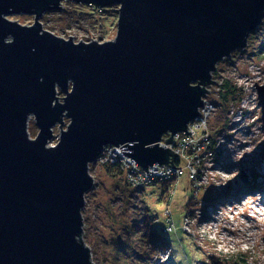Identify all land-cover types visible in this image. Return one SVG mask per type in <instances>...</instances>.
<instances>
[{"label":"water","instance_id":"obj_1","mask_svg":"<svg viewBox=\"0 0 264 264\" xmlns=\"http://www.w3.org/2000/svg\"><path fill=\"white\" fill-rule=\"evenodd\" d=\"M72 1L119 4L113 40L43 29L40 17L61 0H0V264H95L80 239L89 164L112 144L146 172L174 166L163 135L190 134L217 61L244 48L264 18V0ZM256 88L264 125V84ZM239 178L248 182L245 171Z\"/></svg>","mask_w":264,"mask_h":264},{"label":"rangeland","instance_id":"obj_2","mask_svg":"<svg viewBox=\"0 0 264 264\" xmlns=\"http://www.w3.org/2000/svg\"><path fill=\"white\" fill-rule=\"evenodd\" d=\"M60 3L58 10L40 17L43 29L66 39L72 35L75 42L116 36L119 4ZM7 16L23 25L35 17ZM212 81L204 97L214 106L208 128L217 144L196 166L193 182L184 168L172 187L157 182L134 188L121 175H109L105 166L89 164L93 184L84 195L80 239L95 264H159V252L166 246L173 264H211L210 256L222 264H264V125L256 88L264 84V18L249 33L244 48L217 61ZM225 82L230 93L223 88ZM68 122L64 116L61 127L53 126L50 144ZM27 124L28 135L35 137L34 115ZM242 171L247 173L246 183L239 178ZM168 190L171 198L166 204ZM166 207L174 230L166 227ZM146 223L162 236L158 238L165 247L150 242Z\"/></svg>","mask_w":264,"mask_h":264},{"label":"built area","instance_id":"obj_3","mask_svg":"<svg viewBox=\"0 0 264 264\" xmlns=\"http://www.w3.org/2000/svg\"><path fill=\"white\" fill-rule=\"evenodd\" d=\"M213 111L214 106L211 101L204 97L198 115L186 127L187 131H190V134L185 131L176 132L172 135V142L167 143L164 139L168 138L170 133L163 135L160 144H165V147L177 152L171 161L174 166L168 165L171 163L162 164V166L155 163L146 172L141 165L135 163L131 156H127L120 151L121 145L115 146L112 144L104 146L92 164L118 166L126 184L134 188L150 186L153 183H161L163 181H168L170 184L169 187H172L173 183L177 182L182 175L184 168L189 172L190 179L193 182L196 166L201 163L205 155L213 153L212 151L217 144V141L212 138L208 128V122ZM193 186L195 189L199 188L198 184ZM170 198L171 196L165 202L166 204L169 203ZM210 209L212 210L214 208L211 207ZM164 217L167 229L174 230L176 227L170 207L165 208ZM166 247L168 248V246ZM165 248H161L162 250L159 252V264H173L170 260L171 251Z\"/></svg>","mask_w":264,"mask_h":264},{"label":"trees","instance_id":"obj_4","mask_svg":"<svg viewBox=\"0 0 264 264\" xmlns=\"http://www.w3.org/2000/svg\"><path fill=\"white\" fill-rule=\"evenodd\" d=\"M229 87H230L229 83L225 82L223 88H225L227 90L226 91L227 93L231 92V89ZM62 94H63L62 92L58 93L60 98H61ZM221 98L223 101H225L227 98L226 94L222 95ZM105 167H106V171H107V173H109V175H112V176L121 175V171H120V168L118 166L108 165ZM163 183L164 184L166 183L170 186L168 181L161 182V184H163ZM168 189H169V187H168ZM169 192H170V190H168V193H167V196H165L164 202L168 201ZM191 201H192V199L188 202L189 207H190ZM146 226L148 228V238L150 239V242H152L153 244L159 243L160 247H161V245L164 247L165 246L164 243L162 241H160V239L158 238V237H162V236L156 230H151V228L148 227L147 223H146Z\"/></svg>","mask_w":264,"mask_h":264}]
</instances>
